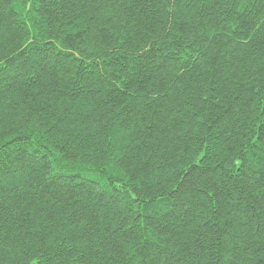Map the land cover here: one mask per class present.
<instances>
[{"label":"trees","instance_id":"trees-1","mask_svg":"<svg viewBox=\"0 0 264 264\" xmlns=\"http://www.w3.org/2000/svg\"><path fill=\"white\" fill-rule=\"evenodd\" d=\"M0 264H264V0H0Z\"/></svg>","mask_w":264,"mask_h":264}]
</instances>
